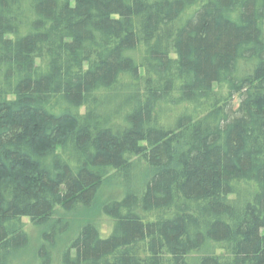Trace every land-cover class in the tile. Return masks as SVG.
I'll list each match as a JSON object with an SVG mask.
<instances>
[{"label":"trees","instance_id":"1","mask_svg":"<svg viewBox=\"0 0 264 264\" xmlns=\"http://www.w3.org/2000/svg\"><path fill=\"white\" fill-rule=\"evenodd\" d=\"M110 178L60 264H264V0H0L1 261Z\"/></svg>","mask_w":264,"mask_h":264},{"label":"rangeland","instance_id":"2","mask_svg":"<svg viewBox=\"0 0 264 264\" xmlns=\"http://www.w3.org/2000/svg\"><path fill=\"white\" fill-rule=\"evenodd\" d=\"M60 139L61 138L54 139L52 144L59 147ZM123 193L124 188L119 181L116 180V178H110L103 186L97 200L91 206L67 215V218L71 221V229L52 247V264H60L61 256L66 250L70 239L84 223L93 221L98 223L102 230H107L110 226V219L103 214L102 206L108 200L122 196ZM24 221L28 222V219H25ZM48 227L49 226L33 227L28 225V230L31 236L29 246L18 253L9 254L8 258L2 261L1 256L3 253L1 252L0 264H38V250L43 243L42 235L45 230H48Z\"/></svg>","mask_w":264,"mask_h":264}]
</instances>
